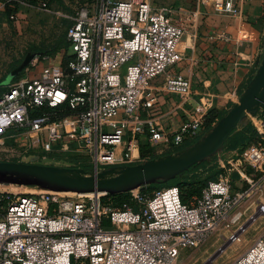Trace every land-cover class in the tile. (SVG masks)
I'll list each match as a JSON object with an SVG mask.
<instances>
[{
    "label": "built area",
    "instance_id": "built-area-1",
    "mask_svg": "<svg viewBox=\"0 0 264 264\" xmlns=\"http://www.w3.org/2000/svg\"><path fill=\"white\" fill-rule=\"evenodd\" d=\"M250 1L194 0L193 14L198 18L207 2L239 16ZM48 2L38 0L36 8L45 11ZM54 14L67 22L72 57L65 68L48 65L6 87L0 96V138L13 128L27 149L37 145L48 154L68 151L72 144L88 160L60 159L53 163L58 167L86 165L97 172L138 164L144 139L157 155L170 148L164 127L150 114L158 93L180 96L178 109H191L172 133V146L200 137L210 101L193 104L190 80L166 72L182 60L187 32L168 9L154 8L150 0H96L71 14ZM161 77L159 86L152 84ZM62 107L69 114L53 120L51 111ZM252 123L264 135V115ZM231 155L228 171L264 174V145L253 143ZM218 166L223 168V161ZM230 189L229 177H220L187 204L175 186L149 196L136 189L120 207L103 203L101 194L0 191V264H174L230 217L242 196L231 197ZM257 209L264 212V204ZM231 264H264V233Z\"/></svg>",
    "mask_w": 264,
    "mask_h": 264
},
{
    "label": "rangeland",
    "instance_id": "rangeland-1",
    "mask_svg": "<svg viewBox=\"0 0 264 264\" xmlns=\"http://www.w3.org/2000/svg\"><path fill=\"white\" fill-rule=\"evenodd\" d=\"M29 1L31 3H29ZM95 1L96 0H49L48 9L45 11L36 8L35 0L23 1L24 4L29 5L27 7L19 5L14 9L13 5H10L13 8H10L9 11L4 7L3 10L0 11V93L7 87L4 85L7 75L20 65L27 53H34L36 57L30 65L20 72L17 77L18 79L33 78L35 72L45 67L47 64H51L54 67H61L60 65L65 63L67 58L69 59L71 47L66 38L67 22L57 17L54 12L61 11L71 14L80 7L93 5ZM206 3L207 2L203 3L201 7ZM193 5L195 8V2ZM11 16H13V19L10 18ZM125 67L126 65L122 67V72L125 71ZM170 69L171 68L167 69L166 72ZM176 97L179 98V102L183 100L181 97ZM192 103L195 104L193 101ZM189 109L190 108H188V110ZM15 132H17V130L12 128L0 139V162H17L21 158L26 159L29 155L38 156L42 159H49L52 164L60 159L67 161L79 159L88 161L87 157L83 155L84 152H79L72 144L69 145L68 151H54L48 154L43 153L37 148V145H35V148L26 149L23 146L24 142L22 138L17 142H14L10 138L11 133ZM181 146H179V148L177 147L178 149L166 152L169 154H164V156L173 155L181 151ZM25 149L27 152H25ZM149 156L164 157L163 154L157 155L152 151L149 152ZM231 157L233 158L232 155L227 156L226 160L221 157L216 159L217 165L219 161H223L224 167L218 166V173L215 180L220 177H229L231 180V197L237 194L242 195L241 198L233 207L230 217L218 229L208 235L198 246L182 251L174 264H231L254 239L264 233V212H259L257 209L258 205L264 204V174L255 173L249 168H244L240 171H228L230 169L229 164ZM142 163L143 162L138 164ZM138 164L101 167L98 168L97 172H95L93 167L88 168L86 165H82L79 170H82L86 175H101L108 171L116 172L117 170H122V167L126 168ZM65 171L68 172V169H65ZM175 178L172 179L167 177L159 179L158 181L152 182L151 185H166ZM130 185L131 184H125L120 188L126 189ZM252 185L255 186L252 187ZM7 187H9V189L13 188L11 185L3 186V188ZM9 189H7V191H9ZM10 191L13 192V190ZM18 191L24 194L43 192V190L37 188H24ZM54 193L62 194L63 192ZM140 193H143L145 196H149L150 194L141 191ZM120 206L121 205H119V207ZM253 216H255V219L251 220ZM104 224L109 226L108 221ZM241 227L246 228L244 231H239ZM234 234L237 237L236 240L234 242L229 241L231 235ZM225 245V249L219 252V249Z\"/></svg>",
    "mask_w": 264,
    "mask_h": 264
},
{
    "label": "crops",
    "instance_id": "crops-1",
    "mask_svg": "<svg viewBox=\"0 0 264 264\" xmlns=\"http://www.w3.org/2000/svg\"><path fill=\"white\" fill-rule=\"evenodd\" d=\"M23 1L25 0H0V5L5 7L6 2H13L16 6H29ZM37 1L35 0V3ZM29 3L31 2L29 1ZM150 4L154 8L168 9L171 20L183 26L187 31L180 45L182 60L167 74L180 75L190 80L193 102L197 103L200 99H208L210 110L215 109L217 113L227 112L250 83L247 84L248 79L251 76L254 77L259 66L258 60L260 61L264 52V0H252L244 4L240 9L239 16L218 12L210 3H206L201 7V16L198 18H195L193 14L194 0H150ZM69 56L70 59L72 51ZM48 65L51 64L46 66ZM60 66L65 68L62 64ZM40 70L41 68L35 72L34 76ZM162 80L163 77L157 78L152 84L159 86ZM233 92L236 93L235 98L231 97ZM179 104V98L175 95L164 93L156 94L152 101L150 114L156 117L164 127L167 144L170 145L163 156L169 154L166 152L179 148V146L178 148L172 146V133L178 129L182 122L186 121L185 114L190 111V109L188 110L190 107L187 105L178 109ZM263 106L264 101L255 106L253 111L247 113L241 120L239 126L242 122H248L253 126L252 120L255 122L262 115ZM215 125L208 131L204 129V132L194 142L205 136ZM18 137L17 132L10 135V138L15 142L21 139ZM22 139L25 147L26 141L24 137ZM194 142L185 143L181 148L192 145ZM255 144L264 145V136L260 137ZM142 145L149 150L145 139L142 141ZM26 149L25 152H27ZM23 159L25 158L13 163H20ZM142 160L143 162L147 161L144 158ZM0 191L7 190L0 189Z\"/></svg>",
    "mask_w": 264,
    "mask_h": 264
},
{
    "label": "water",
    "instance_id": "water-1",
    "mask_svg": "<svg viewBox=\"0 0 264 264\" xmlns=\"http://www.w3.org/2000/svg\"><path fill=\"white\" fill-rule=\"evenodd\" d=\"M35 57L34 53H27L20 65L7 75L4 85L8 86L18 77ZM258 63V69L244 92L216 125L200 140L173 155L135 166L122 167V170L108 171L101 175H86L82 170L58 167L49 159L30 155L20 163L0 162V187L11 185L49 192L119 195L139 189L141 186L151 185L159 179L167 177L173 179L219 153L230 133L239 127L247 113L264 101V52ZM65 169H68V172ZM125 184L131 185L121 189L120 187ZM254 219L255 216L251 217V220ZM245 228L241 227V230ZM233 238H236L235 234L229 241ZM225 247L226 245L219 249V252Z\"/></svg>",
    "mask_w": 264,
    "mask_h": 264
},
{
    "label": "trees",
    "instance_id": "trees-1",
    "mask_svg": "<svg viewBox=\"0 0 264 264\" xmlns=\"http://www.w3.org/2000/svg\"><path fill=\"white\" fill-rule=\"evenodd\" d=\"M49 3V2H48ZM5 4V3H4ZM10 5H13L14 9L16 7V4L13 2H6L5 8L7 11L10 10L11 7ZM70 57V56H69ZM68 62V58L63 63V66H66ZM252 76L248 79L247 84L251 81ZM15 80H18L16 77ZM13 80V81H15ZM246 84V85H247ZM6 90V88H5ZM1 91V94L5 91ZM52 114L55 113L53 116V120L55 119H60L66 115L69 114V111L66 109V107H62L60 109H56L51 111ZM226 113V111H222L220 113H217L215 109H211L208 111L207 115L205 116L204 119V129L205 131H208L213 125L216 124V122ZM262 115H264V106L262 110ZM264 135L258 134L256 131L254 125L251 126L248 122H242V124L239 126L238 129H235L226 139L222 150L216 154L215 156L200 162L193 167H191L188 171L180 174L177 176L174 180L170 181L168 184H156V185H145L141 186L139 188V192H144V193H150L151 195L154 191L160 190L162 188L170 187V186H175L178 187L181 193V201L184 204L189 203V201L195 197H199L201 195L202 190L207 186L208 182L210 180H215L216 175L218 173V165L216 163V159L218 157H221L226 160L227 156L233 152L236 151L237 149L246 147L250 144L256 143V141L260 138L263 137ZM195 143V142H194ZM262 143V142H260ZM190 145H187L181 150L185 149ZM149 150L145 148V146L141 145L140 146V156L146 160H152V159H157L159 156L153 157L149 156ZM156 187V188H155ZM20 188V187H19ZM18 187H13L10 188H3L1 189H9L10 190H17L19 189ZM153 191V192H152ZM143 194V193H141ZM103 203H109L111 206L117 207L119 205H122L125 202L130 201V194L129 193H124V194H119V195H106L105 197L102 198Z\"/></svg>",
    "mask_w": 264,
    "mask_h": 264
},
{
    "label": "bare ground",
    "instance_id": "bare-ground-1",
    "mask_svg": "<svg viewBox=\"0 0 264 264\" xmlns=\"http://www.w3.org/2000/svg\"><path fill=\"white\" fill-rule=\"evenodd\" d=\"M20 189H24V188H19L15 192H19L18 190H20ZM64 195H72V194L71 193H64ZM239 231H244V229L241 230V228H239Z\"/></svg>",
    "mask_w": 264,
    "mask_h": 264
}]
</instances>
